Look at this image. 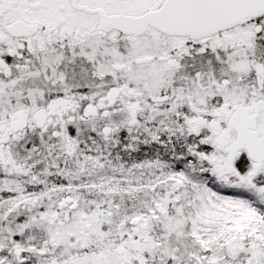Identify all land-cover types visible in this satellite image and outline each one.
<instances>
[{"label":"snow or ice","instance_id":"1","mask_svg":"<svg viewBox=\"0 0 264 264\" xmlns=\"http://www.w3.org/2000/svg\"><path fill=\"white\" fill-rule=\"evenodd\" d=\"M0 264H264V0H0Z\"/></svg>","mask_w":264,"mask_h":264}]
</instances>
